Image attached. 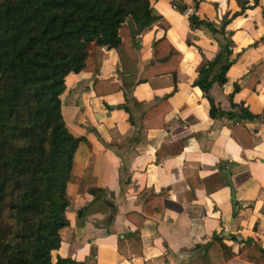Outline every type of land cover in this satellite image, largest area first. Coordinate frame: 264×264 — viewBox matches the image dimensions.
<instances>
[{
    "label": "crops",
    "instance_id": "obj_1",
    "mask_svg": "<svg viewBox=\"0 0 264 264\" xmlns=\"http://www.w3.org/2000/svg\"><path fill=\"white\" fill-rule=\"evenodd\" d=\"M243 1L199 0L195 7L192 0H149L154 21L134 40L137 79L161 38L182 55L175 77L165 73L124 84L116 51L106 45L95 51V72L64 77L61 115L81 140L71 166L78 182L65 187L68 223L59 229L52 262L264 264V257L249 255L254 247L264 249V123L242 110L264 114V0L232 17L224 35L189 21L194 13L220 32L222 20ZM226 41L231 64L225 82L204 92L194 81ZM101 79L122 89L108 92L110 84L96 83ZM207 97L233 119L212 118ZM164 98L170 110L163 125L165 106L144 118ZM237 124L252 134L251 146L242 132L231 136ZM145 188L167 190L162 208H145L146 200L137 199ZM140 216L145 219L137 225Z\"/></svg>",
    "mask_w": 264,
    "mask_h": 264
},
{
    "label": "trees",
    "instance_id": "obj_2",
    "mask_svg": "<svg viewBox=\"0 0 264 264\" xmlns=\"http://www.w3.org/2000/svg\"><path fill=\"white\" fill-rule=\"evenodd\" d=\"M192 1L197 7L199 0ZM256 5L258 0L252 4L244 0L240 10L222 20L220 32L194 13L189 16L190 25L204 24L212 33L224 35L232 17ZM153 21L149 0H0V264H84L70 258L51 260V251L60 244L59 229L68 223L65 187L78 182L71 166L81 140L69 132L61 115L64 77L69 72H95V51L104 45L116 51L126 76L124 84L142 83L165 73L175 77L182 55L161 38L153 42L155 57L137 79L135 36ZM259 42L264 44V35ZM230 45V41L220 44L215 59L203 63L195 86L206 92L215 81L225 82ZM162 47L166 49L160 53ZM219 63V72L210 78ZM96 83L110 84L108 92L122 89L110 79ZM208 100L212 118L233 119L230 112ZM164 106L163 125V115L170 110L165 98L144 118ZM119 107L129 110L125 104ZM242 110L248 119L264 123V114ZM234 131L242 132L251 146L252 134L243 125L232 127L233 138ZM166 196L164 188H145L137 199L146 200L145 208L152 204L162 208ZM82 214L80 210L78 215ZM144 219L140 216L137 225ZM253 250L249 255L264 257L263 248Z\"/></svg>",
    "mask_w": 264,
    "mask_h": 264
}]
</instances>
